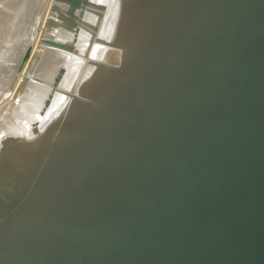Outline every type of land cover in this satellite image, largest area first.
Listing matches in <instances>:
<instances>
[{
  "label": "bare ground",
  "instance_id": "1",
  "mask_svg": "<svg viewBox=\"0 0 264 264\" xmlns=\"http://www.w3.org/2000/svg\"><path fill=\"white\" fill-rule=\"evenodd\" d=\"M2 57L0 264H264V0H0Z\"/></svg>",
  "mask_w": 264,
  "mask_h": 264
},
{
  "label": "rangeland",
  "instance_id": "2",
  "mask_svg": "<svg viewBox=\"0 0 264 264\" xmlns=\"http://www.w3.org/2000/svg\"><path fill=\"white\" fill-rule=\"evenodd\" d=\"M17 22V21H16ZM54 27H55V24L53 25ZM52 29L53 28H48V31L47 32H50L49 30H51L52 31ZM18 31H20V29H19V25H18V28L17 29H15V30H13V32H12V34H11V36H12V38H15L16 36H17V34H18ZM51 33V32H50ZM51 39V38H50ZM49 38H46V41H45V43H48V44H50V42H54V43H56V41H51ZM57 44H61L60 46H69L68 44H66V43H57ZM64 44H66V45H64ZM70 54V53H69ZM4 59H5V57H2V58H0V61L2 62V61H4ZM27 59V58H26ZM26 59H25V61L24 62H27L26 61ZM23 62V63H24ZM25 64V63H24ZM23 64V65H24ZM28 66V65H27ZM29 67H30V69H29ZM29 67H27V71H28V74L29 75H32V73H33V68H34V70H35V67H36V65L35 64H30V66ZM32 72V73H31ZM27 77V79L26 80H29V78H28V75H24V76H22V80H25V78ZM30 77V76H29Z\"/></svg>",
  "mask_w": 264,
  "mask_h": 264
}]
</instances>
